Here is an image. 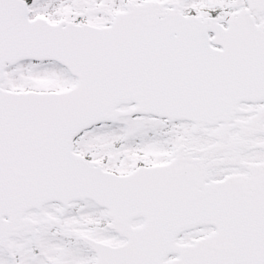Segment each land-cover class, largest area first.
I'll use <instances>...</instances> for the list:
<instances>
[{
  "label": "snow or ice",
  "instance_id": "1",
  "mask_svg": "<svg viewBox=\"0 0 264 264\" xmlns=\"http://www.w3.org/2000/svg\"><path fill=\"white\" fill-rule=\"evenodd\" d=\"M0 264H264V0H0Z\"/></svg>",
  "mask_w": 264,
  "mask_h": 264
}]
</instances>
